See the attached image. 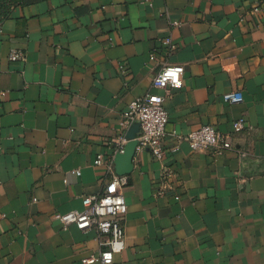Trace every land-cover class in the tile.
Listing matches in <instances>:
<instances>
[{"label":"crops","instance_id":"obj_1","mask_svg":"<svg viewBox=\"0 0 264 264\" xmlns=\"http://www.w3.org/2000/svg\"><path fill=\"white\" fill-rule=\"evenodd\" d=\"M11 49L25 61H10ZM163 64L184 68L183 86L164 102L165 158L134 156L125 248L113 264H264V0L15 5L0 34V264L98 256L95 231L63 228L58 216L80 211L83 196L109 183L95 157L136 136L120 125L122 114L156 92L151 80ZM235 91L242 102L226 103ZM204 125L246 157L176 141Z\"/></svg>","mask_w":264,"mask_h":264},{"label":"built area","instance_id":"obj_2","mask_svg":"<svg viewBox=\"0 0 264 264\" xmlns=\"http://www.w3.org/2000/svg\"><path fill=\"white\" fill-rule=\"evenodd\" d=\"M150 5V0H142ZM254 11H258L257 8ZM171 27H178L179 22L172 21ZM2 23H0V34ZM163 45L169 50H174L170 38L163 39ZM8 59L12 62H24V52L11 49ZM149 60H155V54L149 55ZM184 68L180 65L163 64L151 80V87L156 92H148L129 103L127 110L122 114L120 125L128 128L132 124L139 125V132L135 138L136 152L148 150L153 159L161 162L165 158L163 138L168 115L164 108V102L172 97L175 91L183 86ZM223 100L228 104L241 103L243 98L240 92L224 94ZM244 128V119L239 118L232 126L233 133H240ZM176 141H186L194 151H209L215 156H222L229 152H235L240 157H246V153L233 148L228 136L220 134L213 126L204 125L197 130L189 132L185 136L175 135ZM128 140L119 137L113 144L114 150L111 156L97 154L93 162L94 166H104L110 174L109 183L96 195L83 196L82 209L71 211L58 216L63 228L75 225L82 232L95 231L100 247L98 256L83 259L82 262L98 264H113L114 256L120 254L125 248L124 242V216L127 205L124 198V190L129 184L128 175H117L114 169L113 159L116 154H122ZM178 148L175 146L171 152ZM80 175V170H75ZM166 175V170L163 173ZM156 194L162 195L161 190Z\"/></svg>","mask_w":264,"mask_h":264},{"label":"water","instance_id":"obj_3","mask_svg":"<svg viewBox=\"0 0 264 264\" xmlns=\"http://www.w3.org/2000/svg\"><path fill=\"white\" fill-rule=\"evenodd\" d=\"M129 129L135 130L136 136L139 132V125L134 123ZM127 139L128 142L122 154H116L113 159L115 173L117 175H129L132 170V163L135 156L136 141L135 138Z\"/></svg>","mask_w":264,"mask_h":264},{"label":"trees","instance_id":"obj_4","mask_svg":"<svg viewBox=\"0 0 264 264\" xmlns=\"http://www.w3.org/2000/svg\"><path fill=\"white\" fill-rule=\"evenodd\" d=\"M26 0H1L0 3V23L9 15L11 9L17 5L25 2Z\"/></svg>","mask_w":264,"mask_h":264},{"label":"rangeland","instance_id":"obj_5","mask_svg":"<svg viewBox=\"0 0 264 264\" xmlns=\"http://www.w3.org/2000/svg\"><path fill=\"white\" fill-rule=\"evenodd\" d=\"M0 3H1V0H0Z\"/></svg>","mask_w":264,"mask_h":264}]
</instances>
